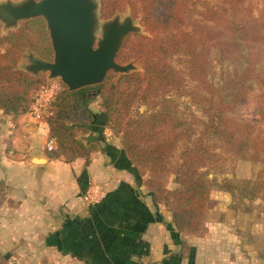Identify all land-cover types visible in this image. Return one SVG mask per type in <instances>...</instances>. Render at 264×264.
<instances>
[{"label":"trees","instance_id":"obj_1","mask_svg":"<svg viewBox=\"0 0 264 264\" xmlns=\"http://www.w3.org/2000/svg\"><path fill=\"white\" fill-rule=\"evenodd\" d=\"M189 1L101 0L103 17L109 18L127 5L150 34H130L117 56L120 63L134 59L143 70L120 75L117 80L109 73L103 83L74 91L61 89L47 122L67 161L88 158L96 150L78 139L76 130L97 131L98 138L105 140L107 127L121 136L122 152L139 174H174L178 187L161 189L162 199L179 234L202 237L213 187L207 178L210 171L233 166L242 158L264 165V93L254 96V116L242 119L232 114L226 87L216 86L210 79L211 53L217 49L223 61L228 54L246 59L249 67L244 70V80L259 82L257 65L264 61V0H220L198 11L193 21ZM35 28L44 45L32 39L30 32ZM5 43L10 46L0 53V87H30L34 77L17 65L28 48L45 60L52 59L43 20L35 18L0 35V46ZM176 53L185 58L188 80L170 61L169 56ZM174 90L192 98L207 116L204 122L198 120L204 130L195 140V129L169 98ZM98 97L103 110L94 112L90 105ZM24 99L0 88V109L7 113L25 110ZM141 105L146 107L143 111L139 110ZM210 136L217 137L214 143ZM181 142L178 160L173 162ZM263 175L264 166L257 180L242 181L241 192L251 197L262 194L264 200V184L258 182ZM239 182L228 179L221 189L235 193ZM108 198L109 193L91 205H100ZM0 264L11 263L0 253Z\"/></svg>","mask_w":264,"mask_h":264},{"label":"crops","instance_id":"obj_2","mask_svg":"<svg viewBox=\"0 0 264 264\" xmlns=\"http://www.w3.org/2000/svg\"><path fill=\"white\" fill-rule=\"evenodd\" d=\"M51 138L47 121L0 109V183L7 192L0 231L33 240V247L54 258L51 264H213L216 253L223 261L218 257L215 264H247L240 232L233 240L226 225L209 227L204 237L179 234L121 146L91 131L86 141L99 142V148L88 158L67 161L51 157ZM91 184L105 186L106 202L83 201ZM37 237L44 243H36ZM183 240L191 244L187 255Z\"/></svg>","mask_w":264,"mask_h":264},{"label":"rangeland","instance_id":"obj_3","mask_svg":"<svg viewBox=\"0 0 264 264\" xmlns=\"http://www.w3.org/2000/svg\"><path fill=\"white\" fill-rule=\"evenodd\" d=\"M5 0H0L3 2ZM14 1H21V0H14ZM220 0H190L189 7L190 11L189 18L190 20H195L198 15V11L203 9L206 6L216 5ZM98 6V18H99V25L97 29V37L102 36V26L105 22L113 19L116 15H120L121 19H124L128 15H132L131 9L129 6H125L121 11H117L115 15L105 18L101 13V0H97ZM134 17V16H133ZM42 19L45 24V29L47 32V37L51 48L53 50L50 34L47 28V24L44 18L38 17ZM135 18V23L142 26L140 18ZM35 19V18H34ZM33 20V19H31ZM28 20V21H31ZM28 21H21L16 27L7 28L6 25L0 21V35L5 36L9 31H16L18 30L22 23ZM36 30V31H35ZM32 32H30L31 37L40 45H44L41 42V36L38 32V29L35 28ZM143 35H150L147 31L144 30L142 26V33ZM10 46L9 43H5L0 46V53H4L5 49ZM34 53L35 55L41 57L37 52L26 49L24 52L21 53L18 60L17 68L20 70H24L25 66L28 64L26 55L28 53ZM43 58V57H41ZM54 58V50H53V57ZM172 65L176 67V69L180 70L183 76L187 78V65L185 58L182 56L181 53L171 54L169 56ZM131 59L128 62L133 61ZM126 62V63H128ZM138 64V63H137ZM136 64V65H137ZM140 71L143 70L141 65H137ZM249 67L248 62L246 59L242 58H233L232 54H228L226 59L223 61L222 56L217 49H214L211 53V66H210V79L216 86H224L227 89L228 97L227 101L233 105L232 114L234 116H238L242 119H249L253 115V108H254V96L258 93H264V61L257 65V70L259 71V82L256 81H248L246 82L245 79V71ZM27 72V71H26ZM29 73V72H28ZM117 80L120 76V73H116L114 71H110ZM108 73V74H109ZM32 75V74H31ZM34 77V84L30 87H23L17 85H3L0 88H4V90H8L18 94L19 96H24V106L25 110H20L18 112H26L29 103L31 102L32 97L39 91L42 85H49V83L53 80L48 78L47 73H39V75H32ZM54 80H58L61 82V89L67 88L66 85L61 81V79L57 78ZM189 85L191 82H187ZM59 90V91H60ZM179 109V115L185 117L188 122L192 125L193 129H195L193 133V140L199 138L201 133L204 130L203 123L199 121H206L207 116L203 112L201 106L197 104L192 98L188 96H182L179 94V90H174L169 96ZM90 108L94 112L102 111V100L100 97L96 98L90 105ZM146 107L141 105L139 107L140 111H143ZM107 142L119 145L123 147V141L119 134L114 132L111 128H107L106 132ZM90 134V132L86 129L80 128L76 130V135L78 139H81L85 144L90 147L91 149L99 148L101 145L99 142H92L87 143L86 136ZM217 137L210 136V142L214 143ZM56 140V139H55ZM183 143L181 142L179 148L174 153L172 158L173 162L178 160L179 153ZM217 151H220L218 148ZM51 157H61L65 158L61 148L57 146L54 150L49 152ZM263 164L257 160L252 159H239L237 162L231 166L227 164L224 168H220L217 170H212L207 175V178L213 182V187L210 191V198L208 202V210L206 215V232L202 236L204 237L208 233L209 227L217 226V223L226 225L230 233L234 235V237H230L233 240H237V231L240 232L242 249L240 248L242 253H245V257L247 258V264H264V200L262 199V194L258 196H248L244 195L241 192V187L244 185L242 181L244 180H257L258 176L263 168ZM206 170V169H205ZM142 175L145 178V185L151 191L153 197L163 203L166 207L163 199H162V192L161 189H171L175 190L178 187L176 183V178L174 174H160V173H152V172H145ZM264 176V175H263ZM228 179L235 180L239 182L237 184L238 191L235 193L226 191L221 189V185ZM259 185L264 184V178L261 181H258ZM243 188V187H242ZM154 193V194H153ZM7 197V192L5 186L0 183V209L1 206L5 203ZM167 211L170 213L171 218L173 220V214L168 208L166 207ZM209 225V226H208ZM236 234V235H235ZM13 235L16 233H5L0 231V253L11 263V264H51L50 261H54L51 255L47 254V250L43 248L41 251L36 247H33V240L28 241L25 238H20L15 240ZM19 236V235H18ZM187 236V235H183ZM36 243H44L42 238L37 237L34 240ZM238 242V241H237ZM20 243V244H19ZM200 245V243H197ZM228 244V243H227ZM226 244V245H227ZM244 245L245 248H244ZM191 244L189 242H185L183 240V246L181 251L183 255H187L189 253ZM220 251V247L218 248ZM230 251L231 253L235 254V252L231 251L229 248L226 247V253ZM223 252V250L221 251ZM42 255V256H41ZM46 255V256H45ZM219 253L214 254L212 259L213 264L215 261L218 260V257H222ZM52 260H50L51 258ZM45 261H41L42 259ZM215 258V260H214ZM37 259V262H35ZM41 261V262H40Z\"/></svg>","mask_w":264,"mask_h":264},{"label":"water","instance_id":"obj_4","mask_svg":"<svg viewBox=\"0 0 264 264\" xmlns=\"http://www.w3.org/2000/svg\"><path fill=\"white\" fill-rule=\"evenodd\" d=\"M98 6L97 0H5L0 2V21L13 28L21 21L44 18L54 58L45 60L30 52L25 69L34 76L47 73L51 80L59 78L74 91L103 83L110 71L120 75L140 71L135 60L120 63L117 56L130 34L142 33V26L132 15L124 19L116 15L103 24L98 38Z\"/></svg>","mask_w":264,"mask_h":264},{"label":"built area","instance_id":"obj_5","mask_svg":"<svg viewBox=\"0 0 264 264\" xmlns=\"http://www.w3.org/2000/svg\"><path fill=\"white\" fill-rule=\"evenodd\" d=\"M61 82L53 80L49 85H42L39 91L32 97L28 114L37 122H46L53 114V102L61 88ZM48 150L52 151L56 147L55 138H51L48 145ZM108 191L101 184H91L87 187L82 195V199L86 204H95L102 201Z\"/></svg>","mask_w":264,"mask_h":264}]
</instances>
